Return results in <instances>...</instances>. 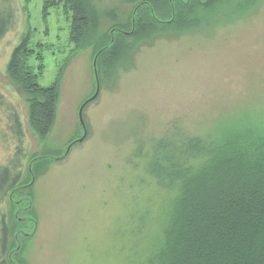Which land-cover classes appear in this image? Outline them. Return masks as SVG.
I'll list each match as a JSON object with an SVG mask.
<instances>
[{"label": "rangeland", "instance_id": "rangeland-1", "mask_svg": "<svg viewBox=\"0 0 264 264\" xmlns=\"http://www.w3.org/2000/svg\"><path fill=\"white\" fill-rule=\"evenodd\" d=\"M12 1L14 22L0 39V93L21 116L27 182L34 155L60 157L82 136L78 109L95 91L93 53L81 50L65 66L55 121L40 142L28 124L27 97L7 64L29 34L32 46L44 45L42 68L34 56L29 64L41 86L52 84L73 47L68 14L50 7L44 16L45 0ZM90 1L100 31L115 19L129 21L128 0ZM197 18L192 27L158 26L148 36L126 38L118 61L98 72L99 92L83 110L84 141L65 158L35 166L32 213H18L31 220L16 223L9 212L11 249L20 246L12 254L17 264H157L180 186L152 169L163 141L184 136L206 144L230 121L264 126V0H224L199 9ZM20 229L33 235H15Z\"/></svg>", "mask_w": 264, "mask_h": 264}, {"label": "trees", "instance_id": "trees-1", "mask_svg": "<svg viewBox=\"0 0 264 264\" xmlns=\"http://www.w3.org/2000/svg\"><path fill=\"white\" fill-rule=\"evenodd\" d=\"M222 1L128 0L133 4L129 21L115 19L105 32L100 31V14L90 0H45L44 16L49 15L50 7H60L68 14V41L73 47L65 65L52 84L41 86L29 59L34 56L37 68H42L43 43L32 46L29 34L14 47L7 64L8 76L27 97L28 124L33 134L41 142L52 129L59 78L79 51L90 47L94 57L101 50L96 60L98 73L102 67L110 68L118 61L126 38L148 36L158 26H195L199 9L214 7ZM12 4V0H0V39L13 25ZM177 138L163 141L158 168L152 167L153 171L158 169L161 179L180 184L157 264H264V126L230 121L206 144L194 137ZM25 139L17 108L0 93V145L5 154L0 158V264H17L12 254L20 246L11 249L8 215L14 210L19 224L32 219L18 217L19 212L32 213V185L21 186L28 184L32 175L35 177L36 165L49 161L43 152L34 155L30 159L33 162L31 172L28 170L29 179L24 182ZM192 159L197 162H191ZM22 202L27 204L25 209L18 207ZM18 232L23 237L33 235L21 229L15 235ZM15 242L20 243L16 238Z\"/></svg>", "mask_w": 264, "mask_h": 264}, {"label": "water", "instance_id": "water-1", "mask_svg": "<svg viewBox=\"0 0 264 264\" xmlns=\"http://www.w3.org/2000/svg\"><path fill=\"white\" fill-rule=\"evenodd\" d=\"M133 16H134V12L132 13V24H133ZM131 32L132 31H130V32H124V34L127 35V34H130ZM109 33L112 36L113 30H111ZM112 41H113V39H111V42L110 43H112ZM100 52H101V50L98 51L94 55V57L92 59V69H93V75H94V80H95V91H94V93L88 99H86L80 105V107L78 109V118H79L80 124L83 127V134H82V136L80 138H78L75 141H73L72 143H70V145L68 146L66 152L62 156H60V157H50V156H47L49 160H59V159L65 158L68 155L71 146L73 144H75V143H81V142H83L84 139H85V137H86V128H85L84 121H83V110H84V108L86 107L87 104H89L90 102H92L96 98V96H97V94L99 92L100 86H99V78H98L97 67H96V60H97V56H98V54ZM32 162L33 161L31 160L28 163V170H29V172H31V164H32ZM34 180H35V177L32 175L31 176V181L28 184L21 186V188H28V187H30L31 185L34 184ZM16 203H18V201ZM29 205L31 206V204H29Z\"/></svg>", "mask_w": 264, "mask_h": 264}, {"label": "flooded vegetation", "instance_id": "flooded-vegetation-1", "mask_svg": "<svg viewBox=\"0 0 264 264\" xmlns=\"http://www.w3.org/2000/svg\"><path fill=\"white\" fill-rule=\"evenodd\" d=\"M18 207H19V205H18ZM20 209H25L24 207H20Z\"/></svg>", "mask_w": 264, "mask_h": 264}]
</instances>
